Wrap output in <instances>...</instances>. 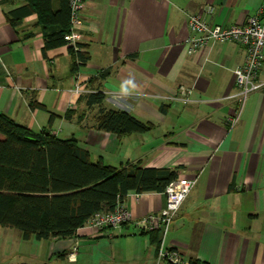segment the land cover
<instances>
[{"label": "crops", "instance_id": "1", "mask_svg": "<svg viewBox=\"0 0 264 264\" xmlns=\"http://www.w3.org/2000/svg\"><path fill=\"white\" fill-rule=\"evenodd\" d=\"M24 3L0 0V113L36 132L76 139L93 162L195 177L164 245L187 260L264 264V85L230 127L244 47L216 43L189 54L187 43L188 16L205 5L213 7L210 22L230 26L256 14L264 0H88L76 30L89 60L76 70L68 45L43 53L36 15L9 22L8 12ZM259 79L264 83V65ZM74 86L81 91L69 96ZM92 91L105 94V108L153 128L121 138L99 131V107L86 102ZM125 202L131 220L122 232L80 227L73 257L72 237L24 240L0 226V264H169L157 257L161 231L148 233L143 221L165 207V194L130 192Z\"/></svg>", "mask_w": 264, "mask_h": 264}, {"label": "trees", "instance_id": "2", "mask_svg": "<svg viewBox=\"0 0 264 264\" xmlns=\"http://www.w3.org/2000/svg\"><path fill=\"white\" fill-rule=\"evenodd\" d=\"M23 1L8 12L9 22L16 25L34 14L42 29L44 54L66 45L69 0ZM68 52L74 70L89 60L85 51L72 46ZM105 97L101 91L86 95L89 107H99L95 116L99 131L121 138L153 128L127 111L105 108ZM37 106L44 108L32 101L31 107ZM53 119L52 114L50 123ZM177 176L176 170L168 168L93 162L76 139L58 138L49 128L36 132L0 113V226L20 231L24 240L72 237L95 213L114 210L128 193L163 192ZM189 264L210 263L190 259Z\"/></svg>", "mask_w": 264, "mask_h": 264}, {"label": "built area", "instance_id": "3", "mask_svg": "<svg viewBox=\"0 0 264 264\" xmlns=\"http://www.w3.org/2000/svg\"><path fill=\"white\" fill-rule=\"evenodd\" d=\"M87 1L69 0L70 18L66 45L72 46L76 51H83V48L77 45L81 35L77 32L76 27L83 23L82 11ZM212 12L213 7L205 5L202 11L188 16V53L193 54L202 47L216 43L236 42L244 47V61L234 69L236 92L230 96L235 99L238 106L235 114L227 120L230 127H233L238 122L242 108L249 95L259 91L264 85L259 79L262 66L264 65V5L256 14L249 16L244 23L230 26H221L210 22L208 16ZM80 91L79 86H74L69 91V96ZM189 93V89L182 88L183 95L187 96ZM68 107H70V101H68ZM196 181L195 177L177 176L176 179L167 184L163 191L166 196L165 207L158 214H148L143 218L146 231H153L156 228L161 229L163 240L157 250V257L160 261L169 264H189V260L185 259L177 249L164 245V237L181 204L194 187ZM130 220V209L126 202L123 201L118 203L112 211L95 213L87 220L84 226L97 233L105 229L120 233L123 226ZM72 241L75 246L69 254L70 257H73L77 250L76 237L72 236Z\"/></svg>", "mask_w": 264, "mask_h": 264}]
</instances>
